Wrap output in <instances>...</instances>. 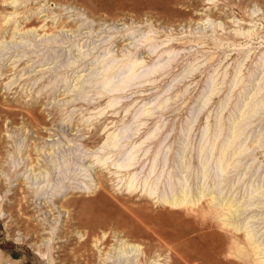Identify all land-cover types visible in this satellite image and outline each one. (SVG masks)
<instances>
[{
	"label": "rangeland",
	"instance_id": "obj_1",
	"mask_svg": "<svg viewBox=\"0 0 264 264\" xmlns=\"http://www.w3.org/2000/svg\"><path fill=\"white\" fill-rule=\"evenodd\" d=\"M108 65L124 88L104 85ZM116 128L121 148L106 144ZM131 149L129 189L111 163ZM153 165L156 197L184 184L196 203L147 195ZM123 235L144 252H123ZM253 244L264 247V0H0V264H256Z\"/></svg>",
	"mask_w": 264,
	"mask_h": 264
},
{
	"label": "bare ground",
	"instance_id": "obj_2",
	"mask_svg": "<svg viewBox=\"0 0 264 264\" xmlns=\"http://www.w3.org/2000/svg\"><path fill=\"white\" fill-rule=\"evenodd\" d=\"M15 1V0H14ZM129 61L128 63L124 64V65H129V67L127 68V72L125 74V78L127 79H132L134 78L137 74H136V67L140 64V58H128ZM112 67V66H111ZM110 69V65H108L106 68H105V71H104V76H103V82H104V85L106 87H111L113 86V89H122L124 88L123 86L119 85V84H115V79L114 78H111L109 77L107 74H108V70ZM149 71H146L145 74H147ZM124 81V80H123ZM255 106H253L252 110L248 111V115L249 113L252 112H256V109H255ZM246 112V111H245ZM244 113V112H243ZM247 115V112L245 114H242V116H246ZM135 116L133 115L132 118H134ZM135 118H138V117H135ZM235 122V121H234ZM142 122L140 121L139 124H141ZM109 125V124H108ZM107 125V126H108ZM105 126V125H104ZM104 128V127H103ZM107 128V127H106ZM122 130H119L118 128H116L114 130V132L112 134H110V137L109 139L106 141V144L109 145V146H112L114 148H121V144H120V140L122 137H124V133L125 132H121ZM234 131V130H233ZM232 132V131H231ZM233 133V132H232ZM232 136V135H231ZM236 136V135H235ZM239 136V135H238ZM236 138V137H234ZM232 142V141H231ZM215 144V142H214ZM233 145V143H229L228 145H226L224 147V149L222 150V153L224 154L225 151H228L230 149H228L230 147V145ZM213 145V144H212ZM136 147V146H135ZM134 147V148H135ZM137 153L138 151L136 149H131L127 152L126 154V157H119V158H116V159H113L112 160V165H114V167L116 168L115 172L117 173L119 170H122V169H126L128 170L129 172V175H128V178L126 180V185L129 189L131 188H137L138 187V182H139V179H138V176L136 175L137 172H131L129 170L133 169V167L136 165L137 163ZM227 153V152H226ZM221 154V153H219ZM222 154V155H223ZM227 155V154H225ZM109 156V155H108ZM220 156V155H219ZM232 158V157H231ZM99 159V158H98ZM101 159V158H100ZM109 158H105L103 159V163L106 162ZM217 162V165L219 167H221L222 171L225 172L226 168L229 166V162H228V159L227 161L220 156V158H218V160L216 161ZM154 164V163H153ZM234 164V162H233ZM231 164V165H233ZM105 166V165H104ZM228 169V168H227ZM155 170V166L153 165V167L150 169V172L149 174L145 177V179L143 180V185H144V192L155 198L157 194L156 191L158 189V181L160 180V176L154 178L152 176L153 172ZM170 174V172H168ZM168 175V174H167ZM173 175V174H172ZM153 177V178H152ZM179 177V176H178ZM183 177V176H182ZM167 178V177H166ZM172 179V177H171ZM170 180V179H169ZM173 181V179H172ZM180 181V180H179ZM142 183V182H141ZM171 183V182H170ZM179 183V182H178ZM186 183V182H184ZM95 184V183H94ZM173 184V182H172ZM182 185V184H181ZM142 186V185H141ZM175 186V185H173ZM92 186H89L87 185V189L90 190ZM98 187L97 184H95L94 186V189H96ZM103 187V186H102ZM169 187V186H168ZM117 189V188H116ZM172 189V188H171ZM87 190V191H88ZM159 190V189H158ZM174 190V189H173ZM93 191H96V190H93ZM170 191V190H169ZM161 194V193H160ZM203 194V193H202ZM201 194V195H202ZM163 195V194H162ZM193 195H191L190 193V190L189 188H187V185H182L180 187L179 190H174L172 195H163V196H157L156 197V201H159V202H162L164 204H168L172 207H188L192 204H195L196 203V200L194 198H192ZM200 198V197H199ZM215 199L216 196H215ZM218 200V199H217ZM212 202V201H211ZM218 203H220V205L226 207V209L229 211L227 212V215L226 213H224V215H226V218L227 220L229 221V223L231 224H234V213L232 211V208L234 207V203L233 201L231 200H227L226 203L223 202V200H220ZM235 208V207H234ZM235 212V211H234ZM237 214V213H236ZM239 228V227H238ZM118 232V231H117ZM104 235H106V231L103 232ZM247 234V239L251 241L252 239V233L250 230H247L246 232ZM108 235V234H107ZM110 236V235H109ZM107 238V237H106ZM122 239V244L124 246H128V249H125L123 248L122 246V250L123 252H127V251H134V252H137L139 253L140 251L144 252V250L140 247V244L138 243H133V242H128V238L125 237L124 235L121 237ZM101 240V238H100ZM120 243V242H119ZM106 245V244H105ZM254 246H252V249L255 251L254 253L255 254H259L261 252H264V247H261L259 244H253ZM100 246V245H99ZM114 246V245H113ZM99 248V247H98ZM146 252V251H145ZM123 254V253H122ZM166 255V254H165ZM104 256V255H103ZM106 256V255H105ZM158 257V256H157ZM155 258V257H154ZM146 260V259H145ZM153 262V261H152ZM157 262V261H156ZM147 263V262H146ZM151 264H156V263H151ZM256 264H264V258H261V259H258Z\"/></svg>",
	"mask_w": 264,
	"mask_h": 264
}]
</instances>
